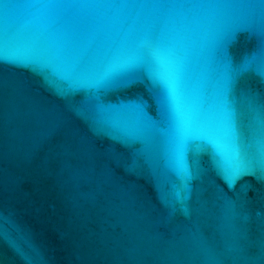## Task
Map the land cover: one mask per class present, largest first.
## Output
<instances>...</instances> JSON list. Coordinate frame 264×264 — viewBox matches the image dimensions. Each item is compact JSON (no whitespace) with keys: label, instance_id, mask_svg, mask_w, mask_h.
I'll use <instances>...</instances> for the list:
<instances>
[{"label":"water","instance_id":"95a60500","mask_svg":"<svg viewBox=\"0 0 264 264\" xmlns=\"http://www.w3.org/2000/svg\"><path fill=\"white\" fill-rule=\"evenodd\" d=\"M0 264H264V0H0Z\"/></svg>","mask_w":264,"mask_h":264}]
</instances>
